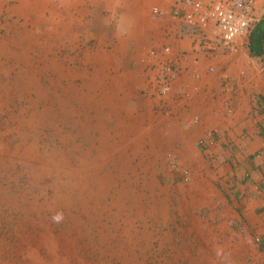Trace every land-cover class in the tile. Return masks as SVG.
Listing matches in <instances>:
<instances>
[{
	"label": "rangeland",
	"instance_id": "obj_1",
	"mask_svg": "<svg viewBox=\"0 0 264 264\" xmlns=\"http://www.w3.org/2000/svg\"><path fill=\"white\" fill-rule=\"evenodd\" d=\"M165 10L0 0V264H264L253 176L175 86Z\"/></svg>",
	"mask_w": 264,
	"mask_h": 264
},
{
	"label": "crops",
	"instance_id": "obj_2",
	"mask_svg": "<svg viewBox=\"0 0 264 264\" xmlns=\"http://www.w3.org/2000/svg\"><path fill=\"white\" fill-rule=\"evenodd\" d=\"M157 1L166 9L165 47L167 60L178 66L175 86L188 94L185 104L200 130H216L214 151L227 153L235 172L241 167L253 176L248 209L264 219V0L254 1L251 31L231 47L185 27L174 10L180 0Z\"/></svg>",
	"mask_w": 264,
	"mask_h": 264
},
{
	"label": "built area",
	"instance_id": "obj_3",
	"mask_svg": "<svg viewBox=\"0 0 264 264\" xmlns=\"http://www.w3.org/2000/svg\"><path fill=\"white\" fill-rule=\"evenodd\" d=\"M255 0H180L175 13H180L185 26L205 31L218 37L222 43L231 44L246 36L252 27L251 11ZM157 13V9L154 10ZM209 71H213L209 68ZM166 88H163L165 92Z\"/></svg>",
	"mask_w": 264,
	"mask_h": 264
}]
</instances>
